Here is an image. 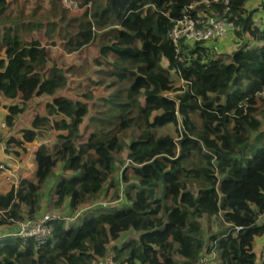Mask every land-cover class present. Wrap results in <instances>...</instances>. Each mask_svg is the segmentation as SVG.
<instances>
[{"label":"trees","instance_id":"obj_1","mask_svg":"<svg viewBox=\"0 0 264 264\" xmlns=\"http://www.w3.org/2000/svg\"><path fill=\"white\" fill-rule=\"evenodd\" d=\"M12 1L0 0V104L17 103L7 128L34 98L48 101L29 129L6 136L8 152L54 140L34 152V180L0 194V264L109 255L113 264H195L212 254V264H264L255 250L264 238V19L253 20L251 0H228L225 16L244 38L228 56L208 43L177 52L169 38L187 11L206 9L202 0H72L78 16L51 0L28 23L10 16ZM41 31L52 45L59 35L66 54L95 47L96 56L60 67L32 35ZM48 213L60 220L46 224L43 243L16 236Z\"/></svg>","mask_w":264,"mask_h":264},{"label":"built area","instance_id":"obj_2","mask_svg":"<svg viewBox=\"0 0 264 264\" xmlns=\"http://www.w3.org/2000/svg\"><path fill=\"white\" fill-rule=\"evenodd\" d=\"M219 0H202L197 5H203L206 9H210L211 3H217ZM226 7L228 0H221ZM63 6L68 10H75L74 5L70 0H62ZM197 5L190 6L188 9L193 10ZM205 9V10H206ZM200 11L195 16H190L188 11L173 24L171 31L169 32V38L178 52L185 48H192L195 44L213 43L222 38H225L230 33L235 31V24L233 21L226 17L228 8L223 10L220 15L214 11ZM180 61H183L180 59ZM5 128L4 124L0 122V144L2 143L1 131ZM1 168V167H0ZM264 197V192H262ZM60 220L55 215H45L39 218L36 222H26L20 225L16 236L22 239H33L37 244L43 243L48 238L50 230L46 227V224L50 221ZM66 221H73V219H63ZM258 223H264V211L258 216ZM239 230V228L237 229ZM214 254L209 256H202L195 264H212L214 261ZM94 264H113L112 255H109L105 261Z\"/></svg>","mask_w":264,"mask_h":264},{"label":"rangeland","instance_id":"obj_3","mask_svg":"<svg viewBox=\"0 0 264 264\" xmlns=\"http://www.w3.org/2000/svg\"><path fill=\"white\" fill-rule=\"evenodd\" d=\"M70 1L74 5H76V3L74 1H72V0H70ZM262 3H263V0H251L247 4L248 10H250V11L251 10H259L253 15L254 16L253 20H255V22H257V23H259L260 20L264 19V11L261 10L262 9L261 8ZM51 4H52L51 0H42V1L30 0V1H26V2H24L22 0H15V1L10 2L8 13L10 14L11 17L14 16L16 18H21L24 20V23H28L29 21H36L40 17L43 18L44 16H46V11L48 8L51 7ZM56 5H58L57 2L54 3V8L58 9L56 7ZM70 11H71V14L75 15V16H78L79 14H81V10L77 7V5H76L75 10H70ZM234 34H235V32H232L228 36H226L225 38H222V39H220L216 42H213V43H208L207 47L211 50L212 49L215 50L216 56H228V55L232 54L234 51H236L239 48V46L244 43L243 42L244 38L238 39L237 37H235ZM32 35L41 41V43L47 48L50 58H54V59L56 58V61L59 65H62V63L64 62V61L62 62V60H64V59H65V61H67V63L71 62L72 56L62 55V53H65V52L63 49V43H62L59 35L57 36L56 39H54L56 46L51 44L52 40L47 38L45 31H41L39 33L35 32ZM85 51H87L86 55L89 58L96 55V50L94 47H89V48L85 49ZM84 63H85V61H83V64ZM162 66H165V63H162ZM73 78H75V77H73ZM168 96L172 97L173 94L168 95ZM4 131H6V130H4ZM4 131L3 130L1 131L2 143L0 145H2L4 143V146L7 149V145H6V141H5L6 136L4 135V133H5ZM4 152L9 154L8 151L4 150ZM124 157H125V155H123L121 157L122 158L121 161L124 160ZM6 165H7V168H9V169L6 168ZM126 165H127V163L125 162L124 165H122V166L124 167ZM10 166H11V163L9 165L8 162L0 161V167H1L0 172L3 173L6 171L5 173L7 175V178H5L4 180L7 183H10V182H8L7 179H12V180L15 179V175H14L15 172L11 171L13 169ZM121 170H122V168H121ZM121 170H120V173H121ZM57 172L58 173L61 172L60 166L55 170V173H57ZM0 183H1V177H0ZM50 188H51V184H48L47 189H45V190H48ZM45 190L43 191V193L45 192ZM44 197L45 198H44V200H42V205L46 204V206H45V208H46L48 203H50V202L47 200V194L46 193H44ZM107 198L110 199L111 197L107 196ZM45 208H43V209H45ZM50 209H51V207H50ZM45 215H50V214L49 213L44 214L43 216H45ZM204 226L206 228V224ZM127 237H125V238H127ZM255 250H257V254H263V252H264V238H260L257 240V243L255 244Z\"/></svg>","mask_w":264,"mask_h":264},{"label":"crops","instance_id":"obj_4","mask_svg":"<svg viewBox=\"0 0 264 264\" xmlns=\"http://www.w3.org/2000/svg\"><path fill=\"white\" fill-rule=\"evenodd\" d=\"M41 42V41H40ZM56 46V45H54ZM95 48V47H94ZM96 50V49H95ZM85 50H83L82 52L79 53H75V54H66V53H62V55L64 56H72L71 62L67 63V61L62 60V65H59L56 61V58H52L60 67H67V66H75V67H79L83 64V61L88 60V62L94 58L96 55H94L93 57H87ZM79 54V55H78ZM60 55V54H59ZM58 55V56H59ZM63 67V68H64ZM75 77V76H74ZM82 81V79L80 77H75L73 78V81H71L72 83L70 84V90L68 89L67 93H69L70 95H73L76 93H78V91L76 90V87H78V83ZM85 84V83H84ZM74 89V90H73ZM66 93V94H67ZM74 96V95H73ZM48 101L47 98H45L44 96L42 97H37L34 98L33 101H31L26 108V111L22 114L19 115L16 119V121L14 122V125L12 128H7L6 123H5V118L8 115V107L13 106L15 104H17L16 102H12L10 100H1V104H0V122L1 124L5 125V128L3 129L6 130L4 131V135H12L14 137H19V131L23 130V129H29L30 125H31V121L33 119V117L35 115H44L45 113V109L44 106L46 104V102ZM54 140V134H47V135H43L42 138L38 139L37 141H35L34 143L31 144H27L25 146L26 148V152H23L21 149H16L13 148V152L12 153H5V151H8L9 148H5L4 143L2 145H0V161L3 162H8L9 165L11 163V166L15 175V179H7L8 182H5V178H7L6 175V171L5 172H0V177H1V183H0V194H5L11 185L14 184V186H16L19 182V180L21 179H28V180H34V171H35V166H34V152L36 151V149L38 148V146L40 144H49L51 145L53 143ZM11 149V147H10ZM14 151H18V153L14 152ZM7 168V165H6ZM9 169V168H7ZM3 177V178H2Z\"/></svg>","mask_w":264,"mask_h":264}]
</instances>
